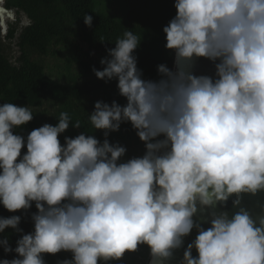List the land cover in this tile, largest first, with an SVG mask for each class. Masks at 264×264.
<instances>
[{"label":"clouds","instance_id":"obj_1","mask_svg":"<svg viewBox=\"0 0 264 264\" xmlns=\"http://www.w3.org/2000/svg\"><path fill=\"white\" fill-rule=\"evenodd\" d=\"M174 8L163 27L173 65L159 64L158 79L143 78L134 55L142 36L129 29L103 70L93 69L126 100L97 101L88 113L102 142L84 131L62 144L70 125L82 128L68 112L25 137L17 129L32 110L0 105V204L37 210L27 234L20 215L0 217V233L21 234L14 249L0 239L16 253L0 264H45L44 254L61 252L72 258L59 264H113L144 248L146 264H171L182 248L180 264H264V0H175ZM14 20L0 0V29ZM83 20L92 27L91 15ZM201 58L214 76L194 74ZM124 123L143 142L141 156L125 160L127 149L109 142Z\"/></svg>","mask_w":264,"mask_h":264},{"label":"trees","instance_id":"obj_2","mask_svg":"<svg viewBox=\"0 0 264 264\" xmlns=\"http://www.w3.org/2000/svg\"><path fill=\"white\" fill-rule=\"evenodd\" d=\"M174 3L175 0H5L7 8L23 13L29 21L24 26L18 21L9 23L5 38L15 39L17 56L4 46L0 34V105L27 106L34 114L33 120L17 132L26 137L45 123L55 125L59 114L68 112L73 122H81L82 128L70 125L58 137L62 144L65 136L74 138L84 131L102 142L103 131L93 129L88 113L94 111L97 101L124 105L126 100L119 95L115 79H98L93 69L103 70L101 59L129 29L142 36L134 55L143 78L158 79L159 64L172 67L173 53L165 48L163 27L176 14ZM112 4L120 6L119 15L111 11ZM84 14L93 17L92 27L85 25ZM48 57L55 59V71L46 66L44 60ZM107 138L127 149L125 160L144 152V144L130 123L122 124ZM36 211L34 203L27 212L15 213L0 204V217L21 216L19 227L23 234L34 230L31 214ZM20 235L9 228L0 233V239L7 236L14 249ZM15 257V252L5 253L0 246V260ZM64 259H71L68 252L44 254L45 264H59ZM113 264H138V253L126 254Z\"/></svg>","mask_w":264,"mask_h":264},{"label":"rangeland","instance_id":"obj_3","mask_svg":"<svg viewBox=\"0 0 264 264\" xmlns=\"http://www.w3.org/2000/svg\"><path fill=\"white\" fill-rule=\"evenodd\" d=\"M110 8H111V11L115 14L119 15L121 13V11H120L121 8L118 5L112 4V5H110ZM14 14H15V20L14 21H18L20 26H24V25L28 24L29 21L23 13L16 14L14 11ZM10 23H12V22H10ZM8 27H9V24L7 25V27L5 29L4 35L2 34L1 29H0L2 43L4 44V46L9 47V49H11V51H10L11 55L17 56V48H16V44H15V39L9 41L5 38ZM44 61H45L46 66L48 68H51L49 70L55 71V68H54L55 59L48 57ZM52 74H54V73H52ZM69 257L72 258L71 253H69ZM146 262H147V249L144 248V249H141L140 252H138V264H146Z\"/></svg>","mask_w":264,"mask_h":264},{"label":"water","instance_id":"obj_4","mask_svg":"<svg viewBox=\"0 0 264 264\" xmlns=\"http://www.w3.org/2000/svg\"><path fill=\"white\" fill-rule=\"evenodd\" d=\"M1 32L4 35L5 29H1ZM172 65H173V62H172ZM193 71H194V74H196V75L214 76L215 69H214V65L210 61H207V60L201 58L196 62L195 66L193 68ZM245 203L249 204V206H252L255 203V201L249 200L248 198H246ZM228 209L231 210V201H229ZM209 226H210L209 224L203 225V227H205V228H207ZM197 234H198L197 231L195 229H193L192 233L188 237L185 238V243H184L185 248H186L188 243H191L195 239ZM183 250H184L183 248L180 250H177V252L175 253V259L171 262V264H180V260L182 259V256H183ZM192 255L194 257L197 256V252L195 249H193Z\"/></svg>","mask_w":264,"mask_h":264}]
</instances>
